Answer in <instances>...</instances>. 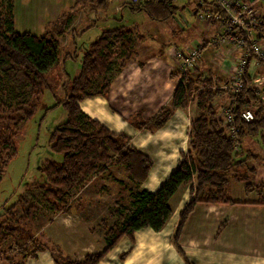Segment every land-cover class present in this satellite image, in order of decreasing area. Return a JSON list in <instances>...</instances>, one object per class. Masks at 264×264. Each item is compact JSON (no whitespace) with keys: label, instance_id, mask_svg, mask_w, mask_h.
<instances>
[{"label":"trees","instance_id":"obj_1","mask_svg":"<svg viewBox=\"0 0 264 264\" xmlns=\"http://www.w3.org/2000/svg\"><path fill=\"white\" fill-rule=\"evenodd\" d=\"M185 1L184 5H176V0H129L126 6L132 12L143 11L150 20L168 21L178 9L184 10L189 5L193 7L195 2ZM86 2L87 0H74L71 6L61 9L55 19L48 21L42 31L36 34L28 30L16 31L13 0H0V84L4 68L15 65L21 71L25 83L31 87L30 98L24 102L8 104L0 96V178L15 154L18 124L35 113V99L40 89L42 91L48 88L44 75L65 59L76 56V40L71 41L73 55H70L60 45L58 37L67 31L73 18L72 10ZM108 4L109 0H96L91 2L89 10L95 12L105 9ZM204 5H209L213 12L210 24L227 23L224 11L214 0L195 3L192 8L194 14ZM87 28L79 30L77 36ZM255 30L263 33L264 17ZM131 31V28L124 25H117L103 30L97 39L89 43L82 51L78 74L62 83V98L57 97L56 103L51 106L61 105L66 112L65 120L53 128L48 140L51 150L61 153L62 158L60 161L46 160L38 168L43 178L29 185V188L42 192L41 200L49 205L53 214L78 211L82 204L74 200L72 190L79 188L93 175L104 172L111 164L122 166L135 183L146 180L153 166L154 159L150 153L132 144L129 134L109 129L80 107L82 101L93 96L89 91L94 76L105 78L111 72L114 66L112 45H118L120 50L122 60L119 67H124L132 57L137 58L138 52L133 46ZM245 41L248 42V38ZM251 58H254V54L250 51L248 60ZM247 67L245 76L246 81H249ZM190 73L182 75L168 106L162 107L147 122L131 119L132 126L152 132L165 128L173 110L187 105L192 83L199 81L197 75L191 79ZM104 78L97 96L107 99L110 81L109 78ZM212 81L206 77L203 81L206 86L196 92L197 107L201 114L191 121V139L187 150L180 153L181 159L154 192L146 189L131 192L129 206H117L112 215L114 222L110 226H104L102 239L105 246L101 251L86 252L81 258L71 257L58 243L45 237L44 233L38 236L30 233L26 225L37 211V204L23 200L19 194L13 204L4 207L0 220V247L9 239L23 240L22 245L14 248L9 246L13 250V256L8 259V264H26L29 260H36L40 251L48 252L52 264H102L108 258V252L121 238L126 237L130 242L129 248L116 255L117 261L122 262L134 245L136 231L146 228L154 231L162 229L171 215L170 199L182 184L188 185L191 196L178 213L177 225L170 241L182 257L183 264H195L188 259L179 244L184 224L195 206L198 203H238L230 195L231 179L242 182L245 194L254 190L258 196L264 193L260 190L264 189V182H254L256 167L251 160H257L258 155L249 150L235 151L234 148V144L240 145L245 137H257L264 145V118L246 122L239 115L254 95L245 83L234 96L225 90L212 89ZM224 96L234 99L233 135L223 126V119L213 105L214 100ZM108 107L113 111L111 106ZM259 201L264 203L262 197ZM17 205L21 208V215L15 217L12 211ZM5 257L7 256L2 254L1 258Z\"/></svg>","mask_w":264,"mask_h":264},{"label":"rangeland","instance_id":"obj_2","mask_svg":"<svg viewBox=\"0 0 264 264\" xmlns=\"http://www.w3.org/2000/svg\"><path fill=\"white\" fill-rule=\"evenodd\" d=\"M95 1L87 0L85 4L78 5L77 8L72 10L73 18L71 23L69 24V27L67 26V31L58 37V40L60 45L64 47L63 49L68 51L70 55H73V45L71 41L72 39L76 40V56L65 59L63 63L60 62L56 67L44 75L48 88L43 89L42 91L40 89L38 97L35 99V113L28 120L18 124V132L15 135V154L7 163V166L0 178V220L3 216L2 213L4 212V207L13 204L18 199L20 194V196L23 197V200L26 199V201L37 204V211L34 213L31 222L26 225V228L29 227L28 229L30 233L36 236L40 233H44L45 237L47 235L55 242L56 240L63 241L68 248L69 246H73L72 239L80 236L81 232L89 231L91 233H95V235L92 234L89 237H80V240H78L79 243H76L74 247L70 248V250H73V255L78 257L88 250L101 251L105 244H101L99 239H102L104 226H110L114 222V216L112 215L117 206L120 204L129 206L131 192H136L144 188L154 189L158 184V175L161 174V177H166L172 168L177 164L178 160L181 159L180 153L187 150L191 139V121L196 119L201 114V110L197 107L196 92L206 86L203 83L206 77L208 78L216 73L222 75L220 73V69H224L227 72L225 76L228 80H225L220 76L223 80L213 79V81L221 83L217 85H225L227 81L233 78L232 76H234L237 71H239L242 67H245L246 69L248 66L247 70H255V74L251 76L249 83L255 84L256 81L258 84L260 80H263L264 82V59H258L254 56V58L248 60V56H244L246 55L244 54L246 48L241 47L242 45L229 43L213 44L211 41L219 38L220 34L224 32L222 24L217 23L212 25L209 23V20H199L197 15L194 14L192 9L193 7L191 5H189L186 10L178 9L168 21H153L150 20L143 11L132 12L125 4L123 5V3L118 0H109V4L105 9H98L95 12H91V10H89L91 2ZM57 2L58 0H13V13L16 31L23 32L28 30L36 34L40 33L46 23L50 20H54L57 16L55 14L57 8L55 4ZM184 2L186 1L176 0L175 4L184 5ZM114 6H116L115 9L117 10H114ZM258 6H260V4H253V8L260 12L258 10ZM68 7L69 6H66V9ZM120 7L122 8L119 9ZM92 22L94 24L89 25ZM87 25H89L88 29L81 35L77 36V32L82 27ZM117 25H124L131 28V37L134 40L133 46L138 51L137 57L139 60H142L145 63L147 58H143V55H149L150 57L158 56V59L156 60L163 65L165 64V68L168 71V74L167 71L158 73L160 84L156 89H154L158 96L156 97V100L152 101L150 104L153 105L154 103H157L158 106H145L147 110L145 114H150L149 116L151 117H153L162 107L170 104L172 95L168 99V90L175 87L180 80V74H178L177 69L178 64H181V61L177 55L178 52L187 53L188 51L192 52L200 49L201 56L197 59L196 63L202 67L200 70H194L195 73H192L193 70H190V78L192 77L194 79L197 75L199 81L195 84L192 83V92L187 105L173 110V115L168 121L167 126L163 128L165 130L163 132L160 131V135L155 137L152 135L142 137V140H145L143 143H141L139 136L135 138V143L131 142L132 144L137 145L143 144L141 146H144L145 150L150 153L154 159L153 166L146 180L140 183H135L130 179L128 174L124 172V168L122 166L111 164L104 172L93 175L79 188L72 190L74 200H77L78 203L82 204V207L79 208L78 211L74 212H78L82 218L87 221V226H83L86 228L81 230L73 227L75 226L73 223V217L66 216L62 213L59 215L53 214V212L49 209V205L42 202V192L34 188H29V185L43 178V175L40 173L38 168L44 164L46 160L52 159L60 161L62 158L61 153L51 150L48 142L49 135L53 128L63 122L66 118V112L61 105L51 107L56 103L55 99L57 97L62 98V83H66L67 78H73L78 74L81 65L82 51L88 47L89 43L97 39L103 30L110 29ZM140 35H143V37H139ZM186 35H190V37L186 38ZM79 36L81 37L79 38ZM252 37L255 40L257 48L264 53V35L262 36V33H258L254 30ZM260 38L263 39L261 40ZM184 41L186 42L184 43ZM111 51L113 52L115 58V66L109 75V78L111 77L109 79L110 82L112 81L113 74L117 72L121 62V59L118 58V55L120 54L118 45H112ZM233 51L239 52L238 55H235ZM61 54L60 58L62 56ZM165 56L168 57L169 61L165 60ZM250 63H252L253 66ZM103 78L104 76L100 75L94 76L89 91L93 94V96L86 99H93L97 96V93L100 91ZM105 78L108 79V75L105 76ZM136 79L137 77L133 80ZM167 79L175 80L171 81V85L169 83L168 88H165L162 86V83ZM144 86L147 88L149 83L145 81ZM30 89L31 87L25 83L22 73L17 66L11 65L4 68L0 84V96L3 101L8 104L24 102L30 98ZM148 90L151 91L152 88L148 87ZM125 91L126 96L131 99V102L128 103L118 96V98L112 101V104L116 107V109H118L117 113H123L126 118L124 121L128 124L125 123L123 128L133 130L130 120H138V118L144 113L143 106H136V91H143V86H141V88L131 86ZM244 98L247 99V97ZM248 101L251 106H258V108L260 106H264L262 102H259V99H257V96L255 95L253 96V99ZM160 102H164L162 106L160 105ZM227 103L228 98L224 96L216 99L213 105L215 106L217 112L220 113L221 109H223ZM151 117H149L147 121H149ZM147 131L151 130H142V132ZM157 131L159 132V130H155L153 132ZM172 142L173 144H171ZM234 148L235 151L242 150L245 152L249 150L256 153L258 155L257 160H251V162L256 167V172H261L263 170L264 145L257 137H245L240 145L238 143L234 144ZM259 179L258 174H255L254 182L259 181ZM180 186L181 188H179ZM180 186L178 187L179 189H177L178 192L176 193V196L181 194V190L183 188L186 186L188 187V185L184 184ZM229 189L231 197L239 202L232 205L225 203H210L220 205L213 206L211 210L206 212V222H209L208 230L210 231H204L201 229L200 232H196V237L192 239V244H199L196 247L198 252L205 248L207 244L211 243L213 239L224 234L225 232L223 231H226L224 229L227 227V222H229L230 226L231 221H234V218H238L240 220L241 231L252 234V232H250V228H248L251 227L249 225L250 221L242 219L246 213L242 211L236 212V207L251 209L256 205L264 206V203H260L259 201L261 200V197L262 200H264V193L262 196H258L254 190L249 194H245L242 182H238L234 179H231ZM176 196L173 197L172 201L173 212L171 211V215L164 226V229L167 231L170 227H172L175 221L177 225L178 216L176 211L180 205V200L178 202L177 198L180 196ZM190 196L188 187V194L185 200L187 201ZM174 200H177L178 203L176 202V204H174ZM227 206L231 209H228ZM12 215L15 217L21 215V208L19 205L13 209ZM252 215L256 216L257 213ZM230 216L232 217L230 218ZM63 226H66V228H63ZM144 237H147L150 243L142 245L146 251V254L143 257H146L147 253L152 255V257H150L152 259L146 264H157L161 255H159V251H156V246L160 241L161 236L160 234L154 235L152 232L149 236L147 235ZM155 237L156 239H154ZM170 238L171 237H169V240ZM160 243L162 244V247L159 248L164 252H166V248L173 247L171 241H169V245L167 242H163L162 240ZM202 243L203 245H201ZM245 243L246 247H249V241H246ZM22 244L23 240L12 239H9L2 244L0 247V264H8V259L13 256V250L9 248V246H13L14 248L15 246ZM143 248L142 250L144 252ZM152 250H154L155 254L151 252ZM221 250L225 249L221 248ZM174 252H176L179 256L177 260L181 263L180 259H182V257L176 250H174ZM1 253L7 257L1 258ZM166 255H170V253L168 252ZM185 255L189 260H192L193 262L195 261L193 256H189L186 253ZM30 261L31 260L27 261V263ZM164 261V264H178V262L173 258H171V260L167 258ZM32 262L33 261L29 264ZM114 262H119L117 261V256L115 257ZM195 264H197L196 261Z\"/></svg>","mask_w":264,"mask_h":264},{"label":"crops","instance_id":"obj_3","mask_svg":"<svg viewBox=\"0 0 264 264\" xmlns=\"http://www.w3.org/2000/svg\"><path fill=\"white\" fill-rule=\"evenodd\" d=\"M62 1L58 0V2L55 4L57 6L56 12H55L56 15L60 12L61 9L65 8L66 6H70L74 2V0H62ZM118 1L119 2L121 1V3H123V5L124 4L126 5V2H127L126 0H118ZM116 6H118V5H116ZM116 6H114V10H117V9H115ZM121 8L122 7H120L119 9H121ZM258 10L264 14V4L258 6ZM93 24L94 23L92 22L89 25H93ZM89 25L84 26L82 28L85 29ZM82 28L80 30H82ZM263 35H264V31L262 33V36ZM80 37L81 36H79V38ZM189 37H190V35H186V38H189ZM260 39L262 40L263 38H260ZM185 42L186 41H184V43ZM233 52L235 55H238V53H239L237 51H233ZM118 56H119L118 58L122 60L120 55H118ZM142 57L147 58V61L145 63L142 60H139L138 57L137 58L132 57L131 59L126 61V65L124 67H118L117 72L115 74H113V76H112V81L110 82V89H109L107 99H105L101 96H95L93 99H85L84 101H82L80 103L81 109L86 114H88L91 118L101 121L109 129H111L115 132L122 131V130L124 132H127L131 136L132 142H134V143H135V138H137L138 136L141 140V143H143L145 140L144 139L142 140V137L147 136V135H149V136L152 135L153 137H155V136L160 135V131L163 132L165 130V129H163V130L161 129V130H159V132L158 131L157 132H151V131L142 132V130L136 129L133 126H132L133 130H128L126 128H123L125 123L128 124L126 121H124V120H126V118L123 115V113H120V112L117 113L118 109H116V107H114V105L112 104V101H114L116 98H118V96L121 97L124 101H126L128 103L131 102V99H129L126 96L125 90L131 86L135 87V88H137V87L141 88V86H143V91H136V94H137L136 106H143L144 107V108L141 107L144 109L143 110L144 113L138 118L137 121L147 122L148 118L151 117V116H149L150 114H145V112L147 111L145 106H158L157 103H154L153 105H150V104L152 103V101H155L156 97L158 96V94L155 93V90H154L160 84L158 73L159 72H166L167 70L165 68V64L163 65L159 61L156 60V59H158L157 58L158 56L150 57L149 55H143ZM165 60L169 61L168 57L165 56ZM112 61L113 62L115 61L114 57L112 58ZM250 64L252 65V63H250ZM114 66H113L111 72L113 71ZM201 67H202L201 65H198L197 70H200ZM111 72L108 74V78H109V75L111 74ZM247 72H248L250 78H251V76H253L255 74L254 69L253 70L252 69L247 70ZM192 73H195V71ZM220 73L222 75L216 73V74H213L212 76H210L209 78H212V80L213 79L223 80V79H221V77H222L225 80H228V78L225 76L227 73L226 70L220 69ZM167 74H168V71H167ZM135 77H137V79L133 80ZM173 80H175V79H173ZM173 80L167 79L166 81H163L162 86L165 88H168L169 83L171 85V81H173ZM145 81L149 83L148 87L152 88L151 91L148 90V87L145 88V86H144ZM170 88H171V86H170ZM174 89H175V87L168 90V94H167L168 99L173 94ZM159 101H162V100H159ZM163 103L160 102V105L162 106ZM100 106H102V107H100ZM108 106H111L113 108V111ZM106 108H107V110H106ZM171 144H173V142ZM134 145L137 147H141L142 149L145 150V147L141 146L143 144H139V145L134 144ZM174 167L172 168V170L174 169ZM169 173H168V175H169ZM256 174H258V178H260L259 181L264 182V167H263V170L261 172L257 171ZM260 174H261V176H260ZM167 176L161 177V174H159L158 178H157L158 184L156 185V187L154 189H148V188H144V189H147L148 191L154 192L163 183V181L167 178ZM259 181H257V182H259ZM179 188H181V186ZM260 190L264 192L263 188H261ZM177 192H178V190H176L175 194L172 196V198L170 199V202H169L172 212H173L172 201H173V197L176 196ZM187 194H188V187L186 186L185 188H183L181 190V194L177 195V196H180L177 198L178 202L180 200V205L178 206V209L176 211L177 216H178V211L182 208V206L184 205V202L186 201L185 198H186ZM177 200H174V204H176ZM251 201H255V200H251ZM218 205H220V204L208 203V204H197L195 206V209L189 215V217L186 221V224L183 228L182 234L180 236V245L182 246L183 251L187 255L193 256V259L197 262V264H264V206L263 205H256V206H253L251 209H247L245 207H236L237 208L236 209L237 211L235 210L236 212L242 211V212L246 213L244 215V218H242V219L250 221L249 225L251 227H248V228H250V232H252V234H250L249 232L241 231L240 220L238 218H234V221H231L230 226H229V222H227V224H226L227 227H226V229H224L227 232L223 231V232H225L224 234L213 239L212 242L207 244L205 246V248H203L200 252H198L196 250L197 249L196 247L199 244H197V245L192 244V239H194V237H196V232L197 231L200 232L201 229L204 231H210V230H208L209 222H206L207 221L206 212L211 210L213 206H218ZM228 209H231V208L228 207ZM255 213H257V215L253 216L252 214H255ZM56 215H59V214H56ZM65 215L69 216V217H73V223L75 225V226H73L74 228L76 227V229H81V230L83 228H86L83 226H87V221L85 219H83L82 216L78 212H73L71 214H65ZM231 217L232 216H230V218ZM175 225H176V221L173 223L172 227H170L168 229V231L164 229L165 225L159 231H154V230L148 229V228L140 229V230L136 231L134 233L135 242H134V245L130 251L131 253H129L124 258V260L122 262H116L115 263L114 260H115L116 255L119 252L127 250L130 246V242L126 237L121 238L119 240V242L117 243V245L112 250H110L108 252V258L106 259L107 261H103L102 264H146V263L150 262V260L152 259V258H150V257H152L151 254L147 253L148 257L147 256L143 257L146 254L145 253L146 251H145V248L142 247V245H145V243H148V244L150 243L148 238L144 237V236H147V235L149 236L152 232L154 235L160 234V236H161L160 241L161 240L163 242L165 241L169 245L170 244L169 243V241H170L169 237H171ZM63 228H66V226H63ZM248 231H249V229H248ZM92 234L95 235L94 232H92V233L89 231L81 232L80 236L74 237L72 239L73 240V246H69V248L64 244L63 241L56 240V243H58L67 253H69L71 255V257H74L75 255H73V250H70V248L74 247L76 245V243H79L78 240H80V237H83V238L89 237ZM81 235H84V236H81ZM46 237L49 238L47 235H46ZM154 239H156V237ZM99 240H100L101 244H104L103 239H99ZM52 241H54V240H52ZM160 241L157 243V246H156V251L157 252L159 251V255H161L159 257L157 264H164L165 263L164 260H166L167 258L169 260H171V258H173L174 260H176L178 262V264H182V259H180L181 263H179V261L177 260L179 256L176 254V252H174L175 249L172 246H170L172 248H166V252H164L163 250H161L159 248V247H162V244L160 243ZM246 241H249V247H246V243H245ZM201 245H203V243ZM142 248L144 249V252H143ZM221 248H224L225 250H221ZM94 251H96V250H94ZM86 252H93V251L88 250ZM86 252H84V253H86ZM151 252H153V254H155L154 250H152ZM168 252L170 253V255H166V253H168ZM83 254H81L80 257L75 256V258H81V256ZM200 255H202V256H200ZM253 255H256V256H253ZM31 261H33L31 264H52V260L49 256L48 252H46V251L38 252L37 259L31 260ZM40 261H42V262H40ZM195 261H194V263H195ZM30 262H28L26 264H29Z\"/></svg>","mask_w":264,"mask_h":264},{"label":"built area","instance_id":"obj_4","mask_svg":"<svg viewBox=\"0 0 264 264\" xmlns=\"http://www.w3.org/2000/svg\"><path fill=\"white\" fill-rule=\"evenodd\" d=\"M216 4L224 11L225 17L227 19V23L222 24L223 31L220 34V37L216 40H212L211 42L219 43V44H238L242 45L241 47L246 48L244 54L245 57L250 54V51L254 54L258 59H264V53L257 48L255 44V40L252 37L253 32L256 26L262 23V17L264 14L262 12H258L253 8V4L258 3L260 5L264 4V0H214ZM195 3L202 4V0H195L193 3V7ZM194 11V10H193ZM197 18L199 20H209L213 12L209 5H204L203 8L196 12ZM245 38H248V42L245 41ZM189 52V51H188ZM178 52L177 55L180 58L181 64H178V74H180V78L182 75H187L189 71L198 67L196 61L201 56V51L194 50L189 53ZM192 71V72H193ZM245 67H242L239 71L236 72L233 78L227 81L225 85H217L221 84L218 81H212L211 88L220 89L228 91L232 94L237 95L239 91L242 89L244 83L251 90L252 94L257 96L259 102L264 105V82L260 80L257 84L249 83L250 81H246L245 76ZM262 79V78H261ZM215 100L213 101V103ZM234 99H228V103L223 109H221L218 115L223 119V126L227 128L229 134L233 135L235 132V128L233 125L234 120ZM240 117L246 122H252L259 118H264V106H251L249 103L244 109L239 112Z\"/></svg>","mask_w":264,"mask_h":264}]
</instances>
